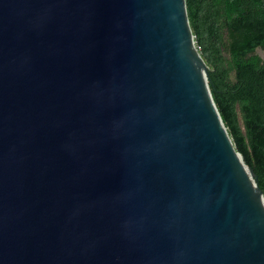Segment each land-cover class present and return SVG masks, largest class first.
<instances>
[{
  "label": "water",
  "instance_id": "water-1",
  "mask_svg": "<svg viewBox=\"0 0 264 264\" xmlns=\"http://www.w3.org/2000/svg\"><path fill=\"white\" fill-rule=\"evenodd\" d=\"M207 75L185 0H0V264H264Z\"/></svg>",
  "mask_w": 264,
  "mask_h": 264
},
{
  "label": "trees",
  "instance_id": "trees-1",
  "mask_svg": "<svg viewBox=\"0 0 264 264\" xmlns=\"http://www.w3.org/2000/svg\"><path fill=\"white\" fill-rule=\"evenodd\" d=\"M213 102L264 195V0H185Z\"/></svg>",
  "mask_w": 264,
  "mask_h": 264
}]
</instances>
